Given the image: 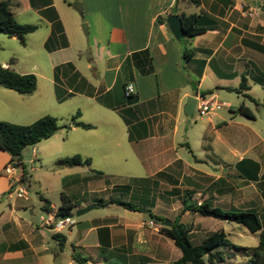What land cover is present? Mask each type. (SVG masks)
I'll use <instances>...</instances> for the list:
<instances>
[{"label": "crops", "instance_id": "crops-1", "mask_svg": "<svg viewBox=\"0 0 264 264\" xmlns=\"http://www.w3.org/2000/svg\"><path fill=\"white\" fill-rule=\"evenodd\" d=\"M16 1L17 5L32 8L41 15L42 21L49 27L46 38L52 29L53 11L50 7H53L69 45L68 30L55 0ZM241 1L201 0L199 5H187L184 0H105L98 3L94 0L89 5L94 17L91 18L92 22L87 20L92 31L91 42L85 47H93V55H89L83 63L80 56L82 48H79L76 57L71 56V53H57L67 46L46 49L55 54L51 79L55 96L54 67L68 61L73 64L66 65L58 74L59 84L68 94L57 102L77 98L74 104L75 111L79 110L77 119L93 125L83 128L75 123L72 125L70 122L73 121L69 120V126L64 127L67 134L77 128L89 132L92 130V134L82 133L80 143L95 146L99 151L108 149L103 145L105 141L118 145L119 141L113 135L117 131H124L132 151L124 159H129L130 163L142 169L141 174H130L126 186L124 183H108L107 179L104 185L85 184L83 192L86 189L108 191L104 196L99 194L85 203L98 204V198L102 201L111 197L120 198L115 193L130 192L134 186L141 198L146 197L154 185L163 183L166 185L162 187L163 192L180 196V210L174 213L173 218L177 216L187 223L191 228L190 233L201 220L196 217L199 212L182 210L185 190L189 191L190 199L198 203L206 199L223 208H253L259 214L264 212L263 130H254V138L250 143L239 146L227 143L226 151L220 152L217 146L226 143L223 127L234 123L237 113L230 104L227 118L210 125L213 135L207 132V125L200 128L197 143L201 154L198 155L192 152L189 145L186 125L182 128L183 133L180 127L182 108L188 95L197 97L200 94H212L216 97L215 90L203 85L207 77L217 89L234 90L228 87H236V83L239 84L242 75H245L248 85L245 92L250 94V80L258 83L263 92H259L261 96L250 94L259 103L244 97L256 105L264 103V10L261 7V13L256 16L244 15L239 9ZM244 1L247 2L245 6L250 8H258L263 3V0ZM194 11L204 12V22L209 23L210 28L192 36L193 54L184 59L181 39H176L170 31L166 15L170 12L181 14ZM79 61L81 66L90 70L84 71ZM128 83L133 85L134 91L126 95L124 89ZM35 90L24 94L3 86L0 94L11 98L13 116L21 117L34 108L37 100L31 96ZM260 97H263L262 100ZM21 103L27 104L29 108H19ZM262 125L264 127V123ZM243 136L242 140L245 138ZM74 139L72 136L71 140ZM183 146L192 152L193 162L181 154ZM37 148L32 146L30 158L22 155L23 164L38 157ZM85 154L90 158L93 156ZM10 160V154L0 149V264H82L73 258V252L86 250L89 246L117 247L113 244V230L119 215L111 214L92 222L83 232L69 240L65 234L66 242L70 243L66 258L60 256L58 251L54 254L56 240L51 235L55 230L43 227L32 215L27 218L24 212L31 204L20 199H27L26 195L15 197L7 192L11 176L3 172V166ZM25 173L29 187L31 174ZM103 174L102 171L99 175ZM69 196L77 199L76 194ZM144 201L141 206L155 213L148 206L149 203ZM50 205L51 211H55L58 206H54L51 201ZM39 206L42 208V200ZM186 214L193 216L192 221L186 220ZM67 233H71L70 227ZM85 256L87 264H101L100 258ZM120 256L124 259V255ZM113 262L116 263V260ZM149 263L160 264L152 263L151 259Z\"/></svg>", "mask_w": 264, "mask_h": 264}, {"label": "rangeland", "instance_id": "rangeland-1", "mask_svg": "<svg viewBox=\"0 0 264 264\" xmlns=\"http://www.w3.org/2000/svg\"><path fill=\"white\" fill-rule=\"evenodd\" d=\"M95 1L98 3L105 0ZM90 2H94V0H84V4L82 0H55L69 34V45L61 50L62 52L57 53H71V56L76 57L79 53V48H82L80 56L83 63H85V59L89 55H93L94 53L93 47L85 49L91 42L92 36V31L87 23V20L92 22L91 18L94 17L93 13L89 11ZM78 3H80V5H78ZM14 15L18 21L36 23L38 27L34 31L26 34L25 44H22L15 36L0 33V65L9 66L17 72H33L36 75L38 85L36 84L37 89H34L35 92L31 97L37 101L35 102L34 108L32 107L28 114L16 117L13 116L11 107L13 102H11V98L7 95L0 94V109H3V112L0 114V120L2 118H10L16 120L11 122L29 123L39 116L49 113L56 116L59 123H68L71 114L75 111L76 107L74 106L76 105L74 104L77 103V98L68 99L64 102H57L51 83L53 75L52 60L55 54L46 50L43 43L49 27L42 21L41 15L37 11L32 8H25L24 5L19 4L15 6ZM82 23H86L87 32L84 31ZM181 42L183 47H191L192 37L186 36ZM79 64L81 66V61H79ZM81 68L84 71L90 70L84 66H81ZM250 84V94L261 96V93H259L263 92L261 86L251 80ZM203 85L210 86L215 90L216 98L224 101L226 104L213 112L202 115L198 114L196 110L188 114L182 108L181 132L183 133L182 128L186 125L189 145L193 153L198 155L201 154V150L197 143L200 128H204L205 125H207V132L213 135L214 132L210 125L221 121V119L227 118L230 112V104L235 108L244 101L250 106L254 115H257V117L252 119L237 112L234 118L235 122L229 124V126L223 127V138L226 140V143L217 146L220 152L224 153L226 151L227 143L228 145L235 146L244 145L245 143L248 144V142L254 138V130L257 131V129H260L264 132V127L262 125L264 123V108L261 103V105H256L235 90H228L225 88L217 89L208 77L203 80ZM237 85L238 83H236V86ZM2 87L3 86H0V89H2ZM260 98L262 100L263 97ZM70 103H73V105ZM19 108L27 110L29 107L27 104L21 103ZM208 117H211L210 120H207ZM85 131L88 130L77 128L67 134L66 128H59L55 134L43 138L37 143L28 144L22 149V155L25 158H30L32 146L38 147L36 150L38 157H34L32 161L24 163L25 170L27 173L31 174L28 191L26 193L27 199L20 198L27 204H31L26 207V211L24 212L27 218L32 215L35 221L39 222V214H46L39 206L41 201L39 198L40 194L48 198L54 206H57L61 201L60 193L64 191L68 195L76 194L78 205H85L87 204L85 203L86 201L93 200L94 197L99 194L104 196V194L108 192L105 190L99 191L100 189L96 191L86 189V191L83 192V190H85V184L104 185L106 179L108 183L111 184H126L131 173L141 174L142 169L140 166L130 163L129 159H124L125 156L128 157V155L132 154L131 148L129 144H127L124 131L123 133L117 131L113 135L115 140L119 141L118 145L105 141L103 145L104 147H108V149L99 151L95 146L80 143L82 133H94L92 130V133ZM242 135L245 137L244 140L241 139ZM72 136L75 138L74 140H71ZM39 145H41V148ZM192 152L188 150L187 146H183L181 149V154L186 155L193 162ZM74 153H79L82 156H86L87 154L85 153L92 154L91 163L89 165H59L56 163L57 158L70 156ZM98 169L102 170L104 174L99 175L100 173L97 172ZM93 173L94 176H92ZM245 184H247V182ZM163 186L166 185L163 183L154 185L152 190L149 191V195H145L146 197L142 198L138 195L139 190H136L135 186L130 192L122 191L115 194L139 206L146 200V202L149 203L148 206H150V209L159 214L160 218L172 219L174 213L180 210V196L175 193L169 194L166 191L163 192ZM248 187L249 186H247V188ZM256 189L259 190L257 187ZM77 208V206L74 207L71 212L75 219V223L61 229L68 237V240L73 236H77V234L79 235L91 225L92 222L103 216L111 214L119 215L117 225L114 226L113 230V244L117 247L110 249L108 247L98 248L89 246L86 250L79 251L77 254L83 256L88 255L92 259L100 258L101 264H134L141 255H148L152 263L173 264L174 259L180 254V249L174 244L172 239L159 231L163 224L160 219H157L155 216L154 218L151 217L153 221L157 223V228L146 223L150 218L149 210L143 208L130 209L121 204L109 202L105 205L90 208L84 213L76 215L75 210ZM259 210L261 211L262 209L259 208ZM155 213L153 214L157 215ZM260 215L264 222V212H260ZM184 217L187 221H192L193 219L191 214H186ZM196 217L199 218L201 222L197 223V228L192 229L190 233L193 242H199L207 233L218 228H223L227 232L228 238L233 243L249 247L247 249H242L219 245L217 248L222 251L223 259L210 264H243L251 253L250 247L258 244L259 240L262 238V229L250 231L245 225L239 222L220 219L210 215L205 216L197 214ZM69 227L71 228L70 234L67 233ZM69 250L70 243L67 241L63 250L58 251V254L66 258L69 255ZM110 251H112L113 254ZM120 255H124V259H122ZM114 259L116 263L113 262ZM257 264L260 263L258 262Z\"/></svg>", "mask_w": 264, "mask_h": 264}, {"label": "trees", "instance_id": "trees-1", "mask_svg": "<svg viewBox=\"0 0 264 264\" xmlns=\"http://www.w3.org/2000/svg\"><path fill=\"white\" fill-rule=\"evenodd\" d=\"M187 5H199L201 0H184ZM245 3H247L245 1ZM18 4L16 0H0V33H5L9 36H15L22 44H25V36L28 32L34 31L38 24L20 22L15 18L14 7ZM264 10V0L261 5ZM53 17L51 19L52 29L48 37L44 40V47L48 50H52L58 47L67 46L68 40L64 34L61 21L54 10ZM204 12H181V19L183 28L186 31L184 37H192L198 33L204 32L210 28L209 23L204 21ZM181 38L182 39H184ZM193 47H183L182 56L184 59L190 58L193 54ZM12 60V58H11ZM66 65L73 66L72 62L68 61L62 65H56L54 67V83L56 98L58 101L63 100L67 96L66 90L62 89L59 84L58 74ZM0 84L4 87L16 90L19 93L28 94L34 91L37 84L36 75L33 72H17L9 66L0 65ZM234 89L255 103L259 101L251 96L244 90L248 89L245 75H242L241 80L236 87H228ZM264 106V103H261ZM235 112H239L248 117H254L253 111L249 106L241 102L235 108L232 109ZM79 110H76L71 114L70 120L76 125L83 128H90L93 125L82 120H78ZM67 123H59L56 116L46 113L29 123H17L8 120H0V149L7 151L10 154L11 160L18 164H21L24 172L25 166L21 160L22 149L28 144H34L43 138H46L53 134L57 129L61 127H68ZM56 163L59 165H75L91 163L89 156H82L79 153H74L70 156H64L57 158ZM98 173L102 171L97 170ZM125 185V184H123ZM126 186V185H125ZM185 195L182 197V210L197 211L203 215H210L220 219H226L229 221H236L245 225L250 231H256L262 229V238L258 244L250 247L251 253L247 260L243 264H264V222L261 215L253 208H223L218 205H213L209 200L192 201L188 190H185ZM61 201L55 209V213L58 215L71 214L72 209L78 206L77 199H73L64 191L60 193ZM42 200V209L51 211L50 200L43 195H39ZM98 204H105L109 202H115L121 204L130 209H142V206L122 198H109L106 201L102 199H96ZM144 209V208H143ZM148 210V209H147ZM151 216H155L163 223L164 217L154 215L149 211ZM190 226L181 221L179 217L171 219L170 225L162 224L159 231L164 235L170 237L174 244L180 249V255L174 259L173 264H210L215 261L223 259L222 251L217 248L219 245H224L234 248L247 249V246H241L233 243L227 236V233L223 228L215 229L207 233L199 242H193L190 235ZM52 238L56 240V246L54 247V254L57 251L63 250L66 243V236L60 231L52 233ZM73 258L82 264H87V257L72 253ZM149 257L145 255L139 256L138 260L134 264H150Z\"/></svg>", "mask_w": 264, "mask_h": 264}, {"label": "built area", "instance_id": "built-area-1", "mask_svg": "<svg viewBox=\"0 0 264 264\" xmlns=\"http://www.w3.org/2000/svg\"><path fill=\"white\" fill-rule=\"evenodd\" d=\"M245 1L242 0L239 3V9L241 13L248 16H256L261 13V6L258 8H250L245 6ZM134 91V87L131 83L125 85L124 92L126 95L131 94ZM196 103L194 105V110L198 114L210 113L216 109L221 108L224 104V101L217 99L212 94H200L196 97ZM34 150V147H33ZM3 172L11 176L8 194L14 195L15 197H23L28 191V182L26 179V173L23 170L21 164L16 163L13 160H10L3 166ZM46 214H39V223L43 227L53 229L55 231H60L66 226H70L75 223V219L72 214H66L64 216L58 215L55 211H44ZM150 226L157 228V223L153 221L152 218H149L146 222Z\"/></svg>", "mask_w": 264, "mask_h": 264}, {"label": "water", "instance_id": "water-1", "mask_svg": "<svg viewBox=\"0 0 264 264\" xmlns=\"http://www.w3.org/2000/svg\"><path fill=\"white\" fill-rule=\"evenodd\" d=\"M78 5H80V3H78ZM166 22L168 24V27L170 29V31L172 32V34L174 35V37L176 39H181L186 35V31L183 28V24H182V19H181V15L177 12H170L166 15ZM82 27L84 29L85 32H87V26L86 23H82ZM196 97L193 95H188L186 97L185 103L183 105V109L186 113H191L194 110V105L196 103ZM72 125L74 124V122H70ZM98 204L95 202H90L87 203L83 206L78 207L75 210V214L79 215L84 213L85 211L89 210L90 208L93 207H97ZM66 214H62V216H64ZM163 224L164 225H170L171 224V219L169 218H165L163 220Z\"/></svg>", "mask_w": 264, "mask_h": 264}]
</instances>
